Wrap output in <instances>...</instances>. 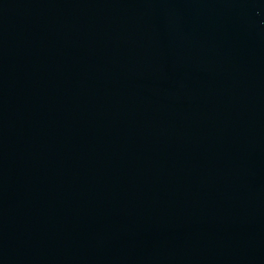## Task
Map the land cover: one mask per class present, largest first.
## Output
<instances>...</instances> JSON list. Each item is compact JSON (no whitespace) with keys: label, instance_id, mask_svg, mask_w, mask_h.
Wrapping results in <instances>:
<instances>
[{"label":"water","instance_id":"obj_1","mask_svg":"<svg viewBox=\"0 0 264 264\" xmlns=\"http://www.w3.org/2000/svg\"><path fill=\"white\" fill-rule=\"evenodd\" d=\"M0 264H264V0H0Z\"/></svg>","mask_w":264,"mask_h":264}]
</instances>
